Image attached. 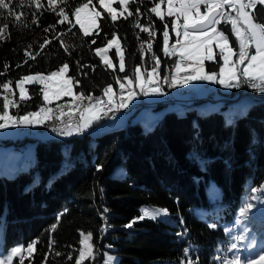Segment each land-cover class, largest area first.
Masks as SVG:
<instances>
[{"label": "trees", "instance_id": "obj_1", "mask_svg": "<svg viewBox=\"0 0 264 264\" xmlns=\"http://www.w3.org/2000/svg\"><path fill=\"white\" fill-rule=\"evenodd\" d=\"M24 3L29 4V0ZM41 3L44 7L38 12L35 5L24 7L26 20L19 25L12 18L0 20V25H9L7 38L0 40V72H4L5 64L9 68L0 76V83L15 82L30 73L48 74L67 62L66 76L80 81L72 85L73 93L102 96V89L109 84L115 93L119 87L116 77L123 78L125 74L131 77L134 66L140 65L142 72L152 68L151 53L145 51L144 62L141 61L140 42L149 37L133 27L134 16L128 19L120 16L113 22L108 16L95 14L92 34L85 36L72 12L87 0H66L61 4L69 17L62 24L57 23L60 17L49 9L47 0ZM137 7L147 13L138 17L141 24L147 25L149 19L154 23L153 51L161 59L163 76L175 64V56H165L162 51L164 22L148 12L153 0H130L129 10L134 15ZM19 10L17 7L16 11ZM33 12L38 18L37 24L31 22ZM256 14L258 19L264 20V6H257ZM50 25L55 28L45 32ZM218 28L229 36L230 44L235 47L230 24L222 22ZM114 31L123 49L126 72H121L116 65L113 50L109 52L111 68L95 53V48L105 44ZM45 38L51 43L41 49L39 45ZM61 39L70 46V55L61 47ZM144 49L147 50V43ZM26 50L40 55L31 59L25 55ZM77 61L81 65H94L95 70L79 68ZM217 61L221 63L218 56ZM205 67L206 71L218 70L217 63L212 61H206ZM12 88L15 89L14 83ZM25 88L31 99L10 108L11 115L26 114L44 103L41 85L27 83ZM241 88H232L229 93H239ZM163 89L166 91L165 85ZM3 91L0 88V92ZM7 95L20 99L16 89L14 97L11 93ZM69 97L72 96L61 97L49 107ZM194 103L196 101L183 103L178 110L165 111L152 124L147 121L148 126H141L139 121L126 122L92 136L86 130L63 139H33L29 165L23 168L19 162L13 174L0 173L2 247L25 246L37 240L30 260L24 258L23 264H43L45 255L47 264H75L79 234L89 231L95 246L94 258H86L84 264H102L106 245L116 255L114 264H181L187 259L198 264H219L215 249L225 243L222 224L233 219L253 187L264 183V97L247 98L240 113L201 110ZM2 105L0 97V111ZM25 139H0V144L9 143L4 147L6 150L9 146L24 144ZM8 151L18 153L11 148ZM98 164L103 165L101 171H97ZM209 180L219 190L215 209L205 191ZM141 204L164 207L178 219V225L145 218L137 220L131 228L123 226L139 214ZM105 208L109 211L102 216ZM60 213L63 215L58 227L50 231ZM210 224L216 227L210 228ZM102 226H106V231L101 232ZM185 228L187 233L178 236ZM50 237L55 241L51 250ZM186 248L190 249L187 257ZM57 252L61 255H55ZM69 254L73 259H68ZM15 264H20L16 258Z\"/></svg>", "mask_w": 264, "mask_h": 264}, {"label": "snow or ice", "instance_id": "obj_2", "mask_svg": "<svg viewBox=\"0 0 264 264\" xmlns=\"http://www.w3.org/2000/svg\"><path fill=\"white\" fill-rule=\"evenodd\" d=\"M131 2H136V0H131ZM47 3L49 9L56 12L57 16L60 17L57 23L62 24L69 20L65 8L60 6L66 3V0H47ZM119 3L121 11L117 14V9L113 8L110 2L99 0L100 6L110 14L113 22H116L120 16H123L124 19L134 16L133 27L139 28L141 32L148 34L149 39L140 42L139 51L142 62H144L145 51L152 54L154 64L151 70L144 69L142 72L141 66L136 65L131 77L127 74L123 78L116 77V83L120 88L118 102L113 98L116 94L113 92L111 84L102 89L103 97H107V100H104L103 97H95L83 92L73 93L72 85L79 84L80 81L69 76L68 80L65 81V86H62L60 91L53 93V98L60 99L63 96L71 95L73 99L65 104H57L55 109L48 106L52 101L49 97L47 82L50 81L51 77L60 76L68 72L69 64L67 62L57 71H52L48 75L37 73L35 75L22 76L15 82L10 80L2 82L0 83V88L4 91L0 92V97L3 98L2 111H0V129L16 127L18 125H45L46 121L51 120L58 122L51 129L58 135H78L91 127L94 122L101 119L102 114L107 115L109 111H113L114 109L126 108L138 95L163 94V85H167L168 88H175L190 84L193 81H207L212 84H219L224 88H239L247 84L254 91L264 93V20L258 19L256 14L257 6H264V0H159L158 3L153 0V7L148 9V12L155 14L161 21H164L165 16L173 17L170 21L171 32L175 33L176 40L175 43L170 44L169 23L165 22L162 33V51L168 57L179 56V59L175 61V64L163 76H161V59L153 51L152 41L156 36L154 23L149 19L147 25L141 24L138 17L147 15V13H142L141 9L137 7L134 15L129 10L130 0H119ZM164 3H167L166 13L161 11V5ZM92 4L93 0H87V3H80L74 9L72 15L76 17L78 23L80 12ZM31 5H35L36 12L44 7L41 0H29V4L27 5H25L24 0H0V20L12 18L19 25L22 20H26L23 8ZM202 6L203 11H201ZM17 7L20 9L19 11H16ZM57 8L59 9L58 11ZM124 13H127V16ZM31 15V22L37 24L38 18L36 13L33 12ZM96 16H100V13L97 12ZM222 22L231 25V34L235 37V47L230 44L229 36L218 28V25ZM24 26H27L26 23ZM8 27L7 23L0 25V40L7 38L5 33ZM80 27L85 36L92 34L87 29H84L83 24ZM54 28L55 25H50L44 31L48 32ZM60 36L62 37L63 34H60ZM111 37L112 39L107 40L105 47H97L95 53L107 67H113L111 60L107 58V51L113 45V42L117 41L116 53L120 60L119 70L126 72V61L123 49L120 47L117 39V33L115 31L112 32ZM137 39H139V36ZM50 43L51 41L45 38L39 47L43 49L45 45ZM92 43L95 44L96 40H92ZM145 43H147V50L144 49ZM60 44L65 52L70 55V46L63 39L60 40ZM30 47L31 45H29ZM214 49H218L219 51L215 52ZM25 55L31 59H35L40 53H32L26 50ZM217 56L219 61H223V63L217 61ZM206 61L216 62L219 72L215 70L206 71ZM24 63H27V60ZM77 65L79 68L92 67L95 70L94 65H81L79 61H77ZM182 66L190 71H185L184 74H181L180 70ZM17 67H20V65H17ZM8 68L9 65L5 64L4 72H0V76L4 75ZM84 74L86 75V73ZM26 82L42 85L40 92L42 93L44 103L38 106V111L26 112L23 116L11 115L9 112L10 108H17L19 103L31 99L25 88ZM13 83L15 84V89L19 90V100L12 99L7 95V93H11L13 97L15 96V89L12 88ZM137 88L139 92L136 91ZM77 115L79 119H75ZM228 123L231 124L232 120H229ZM102 168V164L97 165V171H101ZM33 183L35 184L36 182L34 181ZM251 192L253 195L250 197V200L264 204V201H262V197H264V184H261L258 188H252ZM254 207L255 205L252 202H246L241 208L240 216L235 221L236 225L240 226V233L232 237L235 242L229 246V251H233L243 245L244 250L249 252V256L245 258L241 255H233L230 260L224 259L223 264H264V234L260 235L258 239L256 235H252L249 225L243 223L249 217ZM259 210L264 213V207H261ZM64 211L67 212V209ZM108 211L105 208L101 215L103 216ZM140 211L142 214L139 217H134L125 227H133L137 220L145 218L157 219L161 215H168V210L165 208H142ZM62 215L63 213L57 215L56 222L50 226V231H54L58 227ZM180 223L184 224L183 219H181ZM209 227L214 228L216 225L210 224ZM104 231H106V226H102L101 228V232ZM226 231L229 230L226 229ZM186 233L187 229L185 228L183 232H179L177 235L181 236ZM80 236L79 243L82 247L79 249V255L75 258V264H84L86 258H94L95 246L91 242L92 234L81 232ZM37 243L38 241L34 240L27 245L25 251H27L29 256L34 252V246ZM54 243L55 241L50 237V250ZM189 252V248L184 249L186 257ZM21 253V247H13L7 254L0 252V257H3L0 258V264H13V258L16 256H20V264H23ZM55 255L59 256L61 253L57 252ZM68 259H73L72 254H69ZM216 259L221 258L217 257ZM47 260L48 256L45 255L43 264H47ZM113 260V257L105 254L104 264H112ZM181 264H198V261L187 259L182 260Z\"/></svg>", "mask_w": 264, "mask_h": 264}, {"label": "rangeland", "instance_id": "obj_3", "mask_svg": "<svg viewBox=\"0 0 264 264\" xmlns=\"http://www.w3.org/2000/svg\"><path fill=\"white\" fill-rule=\"evenodd\" d=\"M106 2H110L111 6L113 8H115V9H117V14L120 13L121 8H120L119 0H106ZM161 11H163L165 13L167 12V3H164V4L161 5ZM201 11H203V6L201 7ZM97 12H99L100 14H102L105 17L108 16V17L111 18L110 14L103 7L100 6L99 0H93V4L92 5H89L88 8H86V9H84V10H82L80 12V14H79V16H80L79 23L77 22V19H76L75 16H74V20L78 24L79 27H80L81 24H83L84 29H87L89 32H91L94 29L95 24H96L94 16H95V14ZM172 19H173V17L165 16L164 21H163L164 23L165 22L169 23L170 44L175 43V40H176L175 33L171 32L170 21ZM80 29H81V27H80ZM110 39H112V37ZM181 39H183V38L181 37ZM106 44H107V41L105 42V44H103L102 46H99V47H105ZM116 44H117V41H114L113 45L108 48L107 58L109 60H111L109 52H110V50H113L115 58H116V65L119 67L120 60H119V56H117V53H116ZM214 51L218 52L219 50L218 49H214ZM175 56H176V58L174 60L176 61L177 59H179V56L178 55H175ZM233 59H235V58L233 57ZM111 62H112V60H111ZM221 63H223V61H221ZM60 67H58L57 69H55L53 71H57ZM150 70L151 69H149V71ZM185 71H190V70L189 69H186V70H182L181 69L180 70L181 74H184ZM217 72H219V68H218ZM35 74H37V73H30V74H26L24 76L35 75ZM48 74H44V75H48ZM19 79H17V80H19ZM67 80H68V77L66 76V74H63V75H60V76H56V77H51L50 81L47 82L48 83V88H49V97H50V99L53 98V93L60 91L61 87L65 86V81H67ZM201 82L210 85L213 88V90H214V95L212 97L209 96V97L205 98V97H203V96L201 97L199 95H198V97H195L194 101H196V103H194V104H195L196 107L201 108V110H208V109L216 110V109H220L225 114L226 113H231L232 111H237V112L240 113L242 111L243 107L246 105V102H247L246 101L247 100L246 96L241 95L239 97L240 100L238 99V100L235 101L234 99L236 97V94H233V95L228 94L227 88L225 89L224 87L220 86L219 84H212V83L207 82V81H201ZM25 84H27V82ZM41 87H42V85H41ZM199 87H201V86H199ZM218 87L219 88H224L225 90L224 91L223 90L222 91H218L217 90ZM136 91L139 92V89L137 88ZM16 92H17L18 96H20L18 89H16ZM113 92H114V90H113ZM115 94H116V96L118 94H120V88L119 87H117L115 89ZM91 95H93L95 97H103V92H102V96H99L97 94H91ZM166 95L167 94L164 93V91H163V94H160V95H149V96H158V97L160 96V98H161V102L163 104L160 105L156 110H150L149 108H150L151 105H149V104H146V106L149 107V108H147L145 106H143L141 108L144 109L145 111H147L148 115H151L152 113L157 112V110H160V109L164 108L165 106H169V107L174 106L176 108V110L179 109V107H178L180 105L179 102H178V104L167 102L166 101ZM203 95H205L204 92H203ZM149 96L138 95L136 98H139V97L147 98ZM103 98L107 100V97H103ZM113 98L115 99V96ZM220 98H223V99L226 100L225 105H222L224 103H223V101H221ZM72 99H73V97H69L68 99H65V100H62V101H59V102H55L52 105L51 108L55 109L57 104H65L67 102L72 101ZM191 101L192 100H190V102ZM187 102H188V100H187ZM237 102H239V103L236 105ZM85 103H86V101H85ZM202 104H205V106H202ZM120 109H124V108H120ZM172 110H175V109H172ZM33 111H38V109L33 110ZM135 111H136V107H134V106L132 108L128 109L126 112H124V113H127L126 116L124 115V119L126 117L132 115ZM165 111H170V110H163L161 115ZM30 112H32V111H30ZM121 112H123V111H121V110L117 111L116 110V112L113 115V117L105 118V119L101 120L98 123L94 122V125H92V127L88 131V133L91 136L95 135L97 133H100L99 129L105 123L116 120L117 116ZM23 115H25V114H21L20 116H23ZM65 119H67V118H65ZM136 120L141 123V126L150 125L149 123H147V120L140 119V118L139 119H131V121H129V122L133 123ZM54 123H55L54 121H50V122L46 123L45 124L46 126L44 125L43 129H40L41 125H36V126L18 125L16 127H9V128H6V129H0V138H10V140H12V141H14L16 138L18 140H20V139H22L24 137L26 138L25 139L24 150L22 152H18V153L9 152L7 150L8 147L6 148V150L8 152L4 149V147H6V145H8L9 143L8 144H0V173L1 174H5V175L13 174L14 173V168L18 165L19 162H21V164H23V168H25V167H27L29 165V162H30V160L32 159V156H33V139H39V138L45 137L46 135L47 136H52L54 139L66 138L65 136H61V135L59 136V135L53 134L50 131H48L49 129H52V127H54V125H56V123H58V122H56L55 124ZM118 126H123V125H115V126L110 127V128H114V127H118ZM17 130H18V132H17ZM11 147H14V146H11ZM12 165H14V166H12ZM259 186H256V187H253V188H258ZM205 191L207 193L208 199L212 200V208L215 209L217 207V205H218L219 190L216 188L215 184L212 181L209 180L207 185L205 186ZM252 195H253V193L251 192L248 196L244 197V199H243L241 205L238 207V209L236 211V214L233 217V219L231 221H229V222H225V223L222 224V229H223L224 235H225V243L224 244H222V243L218 244L216 246V249H215V251L217 253V257L221 258L219 264H223V260L224 259H229V260L232 259L233 255H241L242 257H245V258L249 256V252L244 250L243 245H241V247L238 248L237 250L229 251L230 244L235 242L232 239V237L240 233V226H237L235 221L237 220V218H239L240 210H241V208L244 206V204L246 202H252L255 205V207L250 212L249 217L247 219H245L243 221V223L249 225V228H250V231H251L252 235H256L258 239H259L260 235L264 234V213H262L259 210L261 207H264V204L259 203V202L255 201V200H250V197ZM257 195H259V194H257ZM262 201H264V197H262ZM142 208H153L154 209V208H164V207L151 205V204H141V205L138 206V213L139 214L137 216H134V217H139L142 214L141 211H140ZM133 218L131 219V221L133 220ZM157 220H161V221H163V222H165V223H167L169 225H174V226L178 225V219L175 218L173 215H170L169 212H168V215L159 216L157 218ZM125 225H123V226H125ZM226 229H228L229 231H226ZM83 233L88 234V233H91V232L85 231ZM80 239H81V236L79 234L77 256L79 255V249L82 247L80 245V243H79ZM27 245L23 246L21 244H15V245H12V246L4 248L1 245V234H0V252H2L4 254H7L13 247H21V249H22V253L21 254L23 256V259L26 258L27 260H30L31 256H29L27 251H25V249L27 248ZM109 249H110V247L106 245L105 248L102 251V260H101L102 264H104L105 254H107V256H111V257L114 258V260L112 261V264H114V262L116 260V255L113 252H111ZM0 258H3V257H0ZM15 258L18 259V261H20V256H16V257L13 258V264H15Z\"/></svg>", "mask_w": 264, "mask_h": 264}, {"label": "crops", "instance_id": "obj_4", "mask_svg": "<svg viewBox=\"0 0 264 264\" xmlns=\"http://www.w3.org/2000/svg\"><path fill=\"white\" fill-rule=\"evenodd\" d=\"M253 51H254V49H253ZM182 70H186L184 67H182L181 68ZM199 85H201L203 88H206V89H209V90H211L212 92H213V94H212V96L214 95V90H213V88L210 86V85H208V84H205V83H203V82H201V81H193L192 83H190V84H187V85H183V86H177V87H175V88H172V90H171V94L176 98V99H178V100H180L179 101V108H181L182 107V104L183 103H190V95H189V91L191 90V89H196L197 91H196V97H198V95L199 96H203L204 97V95H203V92L202 91H199L198 90V86ZM181 89H184L183 91H180ZM226 89V88H225ZM224 88H217V90L218 91H224L225 90ZM231 89L232 88H227V91H228V93L231 91ZM186 90V91H185ZM163 91H164V93H166V91L163 89ZM230 95H233V94H231V93H229ZM240 95V91H239V93H236V97H235V101L236 100H240V98L238 97ZM71 96V95H70ZM211 96V97H212ZM64 97V96H63ZM200 97V98H201ZM104 99V98H103ZM221 99V101H225L226 102V100L225 99H223V98H220ZM52 102L53 101H55V100H57V99H54V98H52V99H50ZM106 100V99H105ZM187 100H188V102H187ZM247 101V100H246ZM239 102H237L236 103V105L238 104ZM146 104H149V105H151L150 106V108L149 107H147L146 106ZM156 104H160V105H162L163 103L161 102V98H160V96L158 97V96H149V97H147V98H143V97H139V98H135V99H133L130 103H129V105L126 107V108H124V109H119V110H121V111H123V112H121V113H119V115L117 116V118H116V120H114V121H111V122H107V123H105L100 129H99V131H103V130H105V129H108V128H110V127H113V126H115V125H124L126 122H129V121H131V119H144V120H147L148 122H151V123H153L160 115H161V113H162V111L163 110H172V109H175L176 110V108L174 107V106H172V107H169V106H165L164 108H162V109H160V110H157V112H154V113H152L151 115H148V113H147V111H145L144 109H142L141 107H143V106H145V107H147V108H149L150 110H156L159 106H157V107H155V105ZM49 106V105H48ZM136 107V111L132 114V115H130V116H128V117H126L125 119H124V115L126 116V114L127 113H124V112H126L128 109H130V108H132V107ZM202 106H205V104H202ZM118 111V110H117ZM115 114V113H114ZM113 117V116H112ZM101 120H103V119H101ZM101 120H98L97 122H95V123H98V122H100ZM137 121V120H136ZM153 121V122H152ZM92 125H94V123L92 124ZM92 125H91V127H92ZM91 129V128H90ZM86 131V130H85ZM66 138L67 137H70V136H65ZM53 137L52 136H45V137H42V138H39L38 140H48V139H52ZM0 139H10V138H0ZM20 158V157H19ZM12 166H14V165H12Z\"/></svg>", "mask_w": 264, "mask_h": 264}, {"label": "built area", "instance_id": "obj_5", "mask_svg": "<svg viewBox=\"0 0 264 264\" xmlns=\"http://www.w3.org/2000/svg\"><path fill=\"white\" fill-rule=\"evenodd\" d=\"M176 58V56H175ZM165 88L167 90V97H166V101L169 102V103H174V104H178L179 100L176 99L172 94H171V89L172 88H168L166 85H165ZM184 89H181L180 91H183ZM199 91H202L204 92V97L207 98L209 96H211L213 94L212 91H209L208 89L206 88H203V87H199L198 88ZM186 91V90H185ZM196 91L195 89H191L189 91V95H190V99H195L196 97ZM240 94L241 95H244L246 96L247 98H254V99H257V98H260L262 96H264V93H260V92H257V91H243V85H242V88L240 89ZM118 97H119V94L116 96L117 100H118ZM115 109L113 111H109L107 113V115H103L102 114V118L101 119H104V118H108V117H112L113 114L115 113ZM75 119H79L78 115L75 117ZM49 131L53 132L51 129H49ZM55 133L56 135H58L56 132H53ZM20 145H24V144H20Z\"/></svg>", "mask_w": 264, "mask_h": 264}, {"label": "bare ground", "instance_id": "obj_6", "mask_svg": "<svg viewBox=\"0 0 264 264\" xmlns=\"http://www.w3.org/2000/svg\"><path fill=\"white\" fill-rule=\"evenodd\" d=\"M211 91V90H210ZM244 91H254L251 87H249L247 84H244ZM263 97V96H262ZM261 98V97H260ZM257 99H259V98H257ZM86 103H87V101H86ZM56 123V122H55ZM54 123V124H55ZM55 126V125H54ZM18 146H22V148L20 147V148H18ZM10 148H11V150H13V151H18V152H22L23 151V149H24V145H20V144H17V145H15L14 147H8L7 148V150H10Z\"/></svg>", "mask_w": 264, "mask_h": 264}]
</instances>
